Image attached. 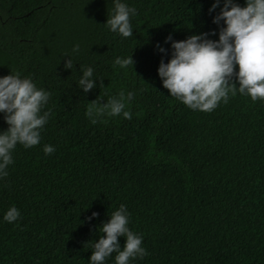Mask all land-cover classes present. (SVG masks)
<instances>
[{
    "label": "trees",
    "instance_id": "obj_1",
    "mask_svg": "<svg viewBox=\"0 0 264 264\" xmlns=\"http://www.w3.org/2000/svg\"><path fill=\"white\" fill-rule=\"evenodd\" d=\"M126 2L137 10L130 37L104 24L111 0H0V75L31 76L50 92L51 109L40 142L18 144L0 178V264H88L99 225L121 203L147 251L132 264H264V101L237 92L211 111L193 110L157 74L170 56L164 38L218 32L219 8L209 13L213 0ZM130 55L133 66L113 64ZM69 57L72 70L63 66ZM81 65L103 87L83 93ZM120 90L134 92L131 119L92 123L88 102ZM44 144L55 150L45 154ZM10 205L20 211L11 223L2 219Z\"/></svg>",
    "mask_w": 264,
    "mask_h": 264
},
{
    "label": "clouds",
    "instance_id": "obj_2",
    "mask_svg": "<svg viewBox=\"0 0 264 264\" xmlns=\"http://www.w3.org/2000/svg\"><path fill=\"white\" fill-rule=\"evenodd\" d=\"M111 3L104 24L122 37L132 36L130 17L136 15L135 6L126 0H111ZM217 8L219 11L215 12ZM208 11L215 12L212 23L218 26V32H201L182 40L174 39L171 34L164 38V43L170 42V56L167 62L162 56L157 67L162 87L188 108L200 111H211L221 101L226 103L230 93L239 92L253 101L258 98L264 101V0H244L243 6L236 0H213ZM213 35L218 38H210ZM155 47L160 53L168 52L160 42ZM78 48L79 45H74L73 52ZM133 63L132 55L117 56L113 60L120 68L133 66ZM63 66L72 70V59L66 58ZM80 72L77 86L83 93L96 88L97 81L99 87H103V80L93 78L92 66L81 65ZM133 96L131 90H120L106 100L97 96L88 102L85 115L92 123L106 116L122 115L131 119L126 103L131 102ZM49 97L50 92L38 87L31 76L15 71L0 75V114L7 124L5 130H0V178L8 175L7 169L13 163V151L18 144L29 148L40 142L41 131L51 114V109L46 108ZM54 150L51 144L43 145L45 154ZM19 216V209L10 205L2 219L11 223ZM96 216L97 213L92 212L89 219ZM129 219L123 203L107 215V220L99 225L102 234L91 242L88 264H104L110 255L114 264H132L133 260L147 254L142 245L143 236L130 229ZM119 237L124 238L123 245Z\"/></svg>",
    "mask_w": 264,
    "mask_h": 264
}]
</instances>
